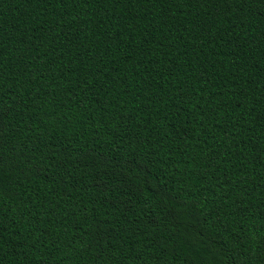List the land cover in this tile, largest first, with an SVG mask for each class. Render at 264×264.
Listing matches in <instances>:
<instances>
[{"label": "trees", "instance_id": "obj_1", "mask_svg": "<svg viewBox=\"0 0 264 264\" xmlns=\"http://www.w3.org/2000/svg\"><path fill=\"white\" fill-rule=\"evenodd\" d=\"M0 264H264V0H0Z\"/></svg>", "mask_w": 264, "mask_h": 264}]
</instances>
